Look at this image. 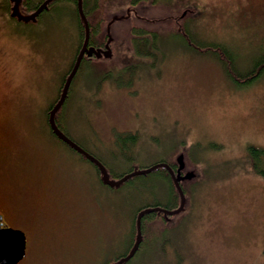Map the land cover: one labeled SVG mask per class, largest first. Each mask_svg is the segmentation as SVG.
Masks as SVG:
<instances>
[{
    "label": "rangeland",
    "instance_id": "374dc122",
    "mask_svg": "<svg viewBox=\"0 0 264 264\" xmlns=\"http://www.w3.org/2000/svg\"><path fill=\"white\" fill-rule=\"evenodd\" d=\"M105 1L100 28L111 51L97 49L94 72H123L121 83L93 84L91 67L79 70L60 115L64 131L118 173L174 156L188 171L184 210L147 220V243L127 264H264V176L248 152L264 148V76L234 85L183 27L195 40L226 43L246 68L264 51V0ZM10 3L0 0V197L8 223L26 234L18 264H108L133 241L135 212L168 206L170 187L154 176L136 189L104 185L51 134L46 111L84 40L75 3L59 0L30 22L10 16ZM136 27L159 34L154 56L135 54ZM121 133L138 135L132 161L120 155Z\"/></svg>",
    "mask_w": 264,
    "mask_h": 264
},
{
    "label": "trees",
    "instance_id": "16d2710c",
    "mask_svg": "<svg viewBox=\"0 0 264 264\" xmlns=\"http://www.w3.org/2000/svg\"><path fill=\"white\" fill-rule=\"evenodd\" d=\"M44 1L45 0H37V1L22 0L21 10L25 14H31L34 11H36ZM57 1H59V0L52 2L48 6V8L45 9L38 16L37 19L42 18V15L46 11L51 12L52 6ZM72 1L75 3L77 15H78L79 22H80L81 39H83L84 35H85V31H84L83 21L81 20V17L79 15L78 8H77L78 0H72ZM157 1H164V0H155V2H157ZM93 2L95 4L94 8H93ZM104 2H106V1L103 0L102 5H99L98 0H92L91 10H90L88 8L89 1L83 0L84 9H85V12L87 14L90 25H91V38H90V40L94 39V37H97L99 40V41L98 40L97 41L101 43V49L104 48V49L110 50L111 49L109 47L110 42H111L110 35H109L108 31L106 32L102 28H100V26L102 27L103 23H105V21L101 19L102 14L104 16H106V14L109 13V11H110V4L104 3ZM10 5H11V3L9 4L8 7H10ZM97 13L99 14L100 17H99V20L97 22H94L93 20H94L95 15H97ZM191 19L188 18L186 21H190ZM179 26H182V25H179ZM183 27H185L184 28L185 36L187 38H189L188 41L187 40L186 41L187 42L191 41V46L198 51L204 50L207 53H211L215 57V59L218 61V63L221 65V67L223 68L226 76L233 82L234 85L241 87V88L242 87L244 88L246 86L253 84L256 80H258L264 76V51H262V53H260L258 55L252 56L250 58V66L243 68L239 64V55H238L237 51L234 50L233 48H231L230 46H228L226 43H223V42H207V41L201 42L199 40H195V37L191 34L190 29L187 27L186 23ZM131 35H132L131 41L133 42L132 47L134 48L136 55H139L141 57H145V56L149 57V56H154L155 51L161 50L160 37H159V34H157V32L151 33V32H148L144 29L136 27L131 31ZM91 41L93 42V40H91ZM195 45H196V48H195ZM74 61H73V64H74ZM96 62H97V59L92 61L90 59H87V58L84 59L83 58V61L81 63L79 70L81 71V69L84 70V69H87V67H89V68L91 67V70L94 72L96 69H98V66L95 64ZM73 64H72V66H73ZM89 65H91V66H89ZM129 65H131V67L132 66L137 67V65H135V64H129ZM80 71H78V72L80 73ZM107 71H106L107 73L105 72L106 74H103L102 76H98L94 72V74L92 75L93 76L92 80L94 82L93 84H95L98 80H103V79L107 78L111 81H116V82L118 81L117 83L120 86V83H121L120 78H121L123 72L115 74V73L111 72V70H107ZM69 72H68V74H69ZM125 72L129 73L131 76H133L135 73L134 70H125ZM66 77H63L62 80H64V81H62V82H65ZM71 86H72V89L69 92V97L66 100L64 105H66L67 102L69 101V99L71 98V92H73V84ZM59 96H60V94H59ZM59 96H58V99H59ZM58 99L55 101V103L51 104V106L46 111L47 124H48V127H49L51 134L55 138H57V137L55 136V134L51 130L50 125L48 123V114H49V110L56 104ZM64 105L57 115V122L63 131H64V126H63L62 122L60 121V115L63 112V108L65 107ZM64 132L69 136V134L66 131H64ZM57 139L59 140V138H57ZM117 139H118V149L121 153L120 155L124 159L132 161L133 157H131V155H129L130 156V158H129L128 154H130L131 148L134 145H137L138 135L133 134V133H123V134L121 133L118 135ZM61 142L64 143L63 141H61ZM65 145L67 146V144H65ZM248 152H249V157H250L251 165H252V168L254 169V172L264 176V148L263 147H257L255 145H251L248 147ZM76 153L78 155H80L81 158L90 162L94 166V168L96 169V171L98 173V178L100 179L101 183L104 184L101 180V172H100L99 168L94 163H92L88 159L84 158L78 152H76ZM125 153L126 154L128 153V154L126 155ZM95 157L97 159H99L97 156H95ZM104 165L107 167V169H108V171H109V173L113 179H120L124 175H126L130 172H133L136 169L148 168V167L135 168L133 165H131L129 170L122 172V173H118L114 169L110 168V166H107L106 164H104ZM152 176L157 177V179L160 180L161 183H164L165 185H168V187H170V194L172 196L171 197L172 202L169 203L168 206H164L162 203H157L155 205H146V206H143L140 209H138L134 214L133 222H132L131 239L133 241L130 240V244L128 246V249L126 250V252L124 254L120 255L119 257H116L112 262H109L108 264H112L114 261H118L122 257L126 256L130 252V250L132 249V247L135 243V240H136V232H137L136 219H137V215L139 214V212H141L142 210H144L146 208H151V207H161L162 206V207H165L169 210H175L178 208V205H179L178 202L180 200L179 199L180 198L179 193H178V191H177V189L173 183L171 175L164 169L159 168V169H156L155 171H153L147 175H141V176L133 177L130 180H128L127 182L123 183L118 188L136 189L139 185L140 186H148L146 183L148 182V180L150 181V178ZM163 216H164V214L162 212H153V213L147 214L143 217V221H142V224H143V242L141 243V246H140L138 252L136 253V255L141 251L142 246L145 243H147V240H148L147 232H149V231L147 228V223H148L147 220L156 219V217L160 218ZM133 236H134V239H133ZM127 263H125V264H127Z\"/></svg>",
    "mask_w": 264,
    "mask_h": 264
},
{
    "label": "water",
    "instance_id": "95a60500",
    "mask_svg": "<svg viewBox=\"0 0 264 264\" xmlns=\"http://www.w3.org/2000/svg\"><path fill=\"white\" fill-rule=\"evenodd\" d=\"M13 1H14V6L12 8V16L17 17L18 20L20 21L30 22V21H36L38 16L45 9H47L48 6L55 0H45L39 6V8L31 14H24L21 12L20 5L22 3V0H13ZM77 8H78L79 15L84 25V31H85L84 42L74 62V65L64 82V85H63V88L60 94V98L49 112L48 122L50 124L51 130L61 141L66 143L71 149L81 154L84 158L88 159L89 161L94 163L99 168L101 172V180L105 185L110 186L112 188H118L123 183L127 182L133 177L147 175L155 171L158 168L165 167L169 170L173 178V181L175 183L176 189L180 195V199H181L180 206L175 210H168L162 207H151V208H146L142 210L141 212H139V214L137 215V219H136V229H137L136 240H135V243L132 249L126 256L112 263V264H125L129 262L136 255V253L138 252L141 246V243L143 242L142 221L145 215L153 213V212H162L164 213L166 217H168V216L179 214L184 210V207L186 204V197H185L184 191L180 184V181L183 179V177L179 175L176 176L169 165L165 163H160V164H156L151 167H148V168L136 169L135 171L124 175L120 179H113L107 167L99 159H97L94 155L89 153L87 150L81 147L78 143L72 140L59 127L58 122H57V115L66 102L72 82L79 71L83 58L86 55L91 57L94 54L95 55L101 54V52L98 53L97 49H95L94 47H89L91 28H90V23L88 21L87 15L85 13L83 0H78ZM181 168H183V164H181ZM26 252H27L26 234L22 230L9 227L8 225L3 226V224L0 223V264H18L20 261H22L25 258Z\"/></svg>",
    "mask_w": 264,
    "mask_h": 264
},
{
    "label": "flooded vegetation",
    "instance_id": "af4514ba",
    "mask_svg": "<svg viewBox=\"0 0 264 264\" xmlns=\"http://www.w3.org/2000/svg\"><path fill=\"white\" fill-rule=\"evenodd\" d=\"M11 8H12V6L10 5V7L8 8V13L10 14V16H12L11 15ZM14 19H16L17 20V18H14ZM183 26V25H182ZM101 27V26H100ZM135 27V26H134ZM91 40H93V42L91 41ZM90 40V42H89V47H94V48H96V49H98V48H101V43L100 42H98L99 40H98V38L97 37H94V39H91ZM98 40V41H97ZM84 41V40H83ZM104 48H102V50H103ZM81 50V49H80ZM85 58H87V59H90V60H96V57H95V55H93V56H91V57H89V56H85L84 57V59ZM73 84V83H72ZM71 89H72V86H71V88H70V91H71ZM68 97H69V95H68ZM68 97H67V99H68ZM66 99V100H67ZM52 109V108H51ZM50 109V110H51ZM50 110H49V112H50ZM48 116H49V114H48ZM49 123V122H48ZM50 125V124H49ZM59 125V124H58ZM59 127H60V125H59ZM51 128V127H50ZM61 128V127H60ZM61 130H62V128H61ZM63 131V130H62ZM64 132V131H63ZM65 133V132H64ZM66 134V133H65ZM56 136V135H55ZM57 137V136H56ZM58 138V137H57ZM60 140V139H59ZM61 141V140H60ZM181 158H182V156H181ZM180 156H174V160L172 159H163V160H160V161H158L157 163H155L154 165H156V164H160V163H165V164H167V165H169L170 166V168L173 170V172H174V174L176 175V176H184V175H186L187 173H188V171L186 170V169H184V167H185V165H184V163L182 162H180ZM180 162V163H179ZM181 164H183V168H181ZM151 166H153V165H151ZM150 166V167H151ZM159 169V168H158ZM160 169H164V170H166L169 174H170V172H169V170L167 169V168H165V167H161ZM171 175V174H170ZM172 177V176H171ZM172 180H173V178H172ZM173 183H174V181H173ZM183 183V182H182ZM4 202H3V200L1 199V197H0V223L1 224H3V226H6V225H8L9 227H11V225L8 223V221H7V216H6V211L4 210ZM179 206V205H178ZM6 207V206H5ZM164 217V216H163Z\"/></svg>",
    "mask_w": 264,
    "mask_h": 264
}]
</instances>
